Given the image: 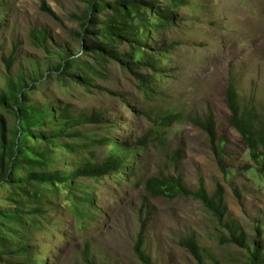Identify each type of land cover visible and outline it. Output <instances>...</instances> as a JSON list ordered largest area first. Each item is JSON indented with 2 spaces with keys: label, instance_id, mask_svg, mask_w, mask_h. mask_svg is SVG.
Instances as JSON below:
<instances>
[{
  "label": "rangeland",
  "instance_id": "1",
  "mask_svg": "<svg viewBox=\"0 0 264 264\" xmlns=\"http://www.w3.org/2000/svg\"><path fill=\"white\" fill-rule=\"evenodd\" d=\"M88 1L0 0V94L9 92V83L17 88L27 83L28 105L51 103L53 109L69 107L74 116L98 114L103 120L71 129L77 135L70 139L57 135L53 123L32 129L52 135L34 140L46 162L33 170H62L71 177L79 167L106 158L112 145L104 139L110 136L132 153L129 171L36 185L40 195L35 201L20 195L25 210L36 204L47 210L44 216L29 215L38 223L27 241L37 259L27 264H142L134 252L141 232L151 264H198L181 244L187 239L198 242L207 264H253L255 247L258 264H264V178L230 124L226 102L233 69L240 89L255 95L264 114V0H186L179 5L173 20L154 35L156 45L171 47L159 54L163 70L151 79L148 94L115 64L94 78L92 90L56 77L58 58L81 51L78 34ZM40 32L48 35L45 47L35 39ZM9 56L14 62L7 69L3 60ZM208 111L215 117L221 162L195 122ZM165 116L170 119L162 124ZM1 117L8 143L19 125L14 107L0 105ZM168 176L181 177L190 191L201 181L209 193L222 186L224 220L218 222L194 197H159L146 189L150 178ZM13 193V186H0V209H13L11 199L18 198ZM228 221L246 233L247 249L229 242ZM22 263L14 254H5L1 262Z\"/></svg>",
  "mask_w": 264,
  "mask_h": 264
},
{
  "label": "trees",
  "instance_id": "2",
  "mask_svg": "<svg viewBox=\"0 0 264 264\" xmlns=\"http://www.w3.org/2000/svg\"><path fill=\"white\" fill-rule=\"evenodd\" d=\"M181 4H186V0H89L87 16L78 34L83 41L80 51L82 55L79 56L80 53H77L78 56L77 54L60 56L54 68L56 77L60 81H73L92 90L96 88V85H92L94 78L103 76L109 65L115 64L137 81L141 92L148 94L151 90V79L163 70L159 54L167 53L171 47L170 44L156 45L154 35L173 20ZM43 9L49 16L57 18L50 8ZM2 27L3 22L0 19V31ZM35 39L39 46L45 47L48 35L40 32L35 35ZM3 61L7 69H10L14 62L11 56L4 58ZM26 84L23 83L21 88H17L13 83H9V92L0 94V105L7 110L14 107L20 125L13 140L7 143L5 122L2 117L0 118V186L4 184L13 186V194L18 197L11 199L13 209L7 211L0 209V264L5 254L20 255L23 259L22 264L35 263L37 259L32 247L27 243L28 235L36 224V219H29V215L38 213L44 216L47 210L38 204L25 210L24 203L19 199L20 195H26L35 201L40 195L36 185L71 184L80 176L101 178L123 169L129 171L128 163L132 156L129 145L110 136L104 139L105 144L112 145L106 158L101 163L91 162L79 167L71 177L66 176L62 170L50 173L33 170V167L46 162L45 153L38 151L34 140L39 139L41 142L50 139L52 135L39 131L34 133L32 129L43 128L47 123H53L55 126H61L56 127L57 135L70 139L77 135L72 133L71 129L81 124H101L103 120L98 114L74 116L69 107L53 109L51 103L44 106L28 105L29 101L23 93ZM226 102L230 111V124L241 135L249 150V156L255 163V170L264 178V114L256 102L255 95L244 94L240 89L239 79L233 69L228 71ZM169 119V116L163 117L162 124H167ZM195 122L208 135L212 150L221 162L213 113L208 111L204 118H199ZM145 184L153 196L194 197L201 201L218 222L224 220L227 206L224 189L220 185L213 193H209L201 181L196 191H190L181 177L175 176L150 178ZM31 188L35 191L32 192ZM226 225L231 231L229 242L247 249V235L243 229L234 222L228 221ZM142 237L143 232L136 239L134 252L142 264H151L143 247ZM181 244L188 249L198 264H207L197 241L187 239ZM84 256L87 257V254L84 253ZM252 258L253 264L259 263L258 247L254 248ZM85 264L91 263L88 260ZM213 264L220 262L214 260Z\"/></svg>",
  "mask_w": 264,
  "mask_h": 264
}]
</instances>
